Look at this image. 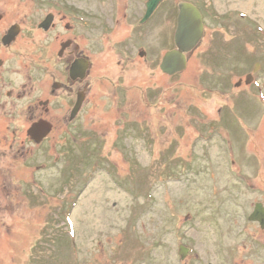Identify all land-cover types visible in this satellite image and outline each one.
<instances>
[{"label":"rangeland","instance_id":"rangeland-1","mask_svg":"<svg viewBox=\"0 0 264 264\" xmlns=\"http://www.w3.org/2000/svg\"><path fill=\"white\" fill-rule=\"evenodd\" d=\"M92 1L0 0V34L19 25L29 59L75 37L106 76L60 152L45 154L43 214L6 219L10 234L0 235L11 245L0 264H264V251L240 256L249 207L264 194V0H213L235 12L237 27L211 18L208 37L172 77L160 70L158 40L156 67L141 60L122 73L100 50L108 36L87 24L88 11L109 4ZM49 13L57 26L45 33ZM219 31L224 40L212 42ZM120 75L119 88L110 81Z\"/></svg>","mask_w":264,"mask_h":264},{"label":"flooded vegetation","instance_id":"flooded-vegetation-1","mask_svg":"<svg viewBox=\"0 0 264 264\" xmlns=\"http://www.w3.org/2000/svg\"><path fill=\"white\" fill-rule=\"evenodd\" d=\"M149 1L107 0L109 5L106 10L98 5L100 9H97L96 15L88 11L90 33L102 32V36H108L106 45L101 43L100 50L112 56V63H116L117 67L122 66V73L136 71L141 60L147 61L152 68L156 67V40L165 46L163 57L176 48L173 42L175 45L179 6L183 3L194 6L202 16L204 34L200 43L208 37L211 18L229 32L237 27L235 12L227 7L221 13L213 0H162L147 16ZM49 16L52 17L49 29L39 27L45 33L57 26L55 13H49L41 24ZM65 26L68 33H74V26L70 23ZM6 35L0 34V219H3L0 220V230L4 228L10 234L11 226L5 221L14 214L19 217L26 216L27 212H35L38 217L43 214L44 190L41 192L38 188L44 189L45 172L49 169L45 164V154L47 152L52 156L60 152V138L75 127L92 89L106 76L100 74L101 61L91 53L85 54L75 37L58 41L50 49L43 47L41 57L35 61L29 59L27 50L18 43L21 33L11 44L3 42ZM224 35L222 31L213 32L209 39L222 42ZM121 51L128 60L120 57ZM77 61L86 64L84 78H72V66ZM89 77L98 82L88 81L83 85ZM122 78L123 75H120L117 81L110 82L120 88ZM79 97L83 102L73 118ZM39 123L43 129L31 134ZM44 126L49 129L46 135ZM55 176L59 185V174ZM257 207L264 212V194L261 200L249 207L246 226L248 252L241 253L243 258H248L254 250L264 251V225L251 220ZM9 245L11 238L0 235V249H7Z\"/></svg>","mask_w":264,"mask_h":264},{"label":"water","instance_id":"water-1","mask_svg":"<svg viewBox=\"0 0 264 264\" xmlns=\"http://www.w3.org/2000/svg\"><path fill=\"white\" fill-rule=\"evenodd\" d=\"M162 0H150L148 3V13L147 16H150L151 13L155 10L159 2ZM180 14L178 18V28L175 35V49L166 53L163 57L160 69L161 71L168 76H175L187 68V54L192 52L200 43L203 38L204 28L202 23V16L200 12L192 5L183 3L179 6ZM1 20V17H0ZM52 22V17L49 16L44 23L39 27L44 30H48ZM20 33V27L18 25L13 26L7 32V35L4 37L3 42L5 44H11L16 36ZM81 70V71H80ZM86 71V64L82 61H77L72 66V78L77 79L84 78ZM252 80V76L249 75L246 78V84H249ZM241 83V82H240ZM239 83V84H240ZM82 99L79 97L78 103L73 111L72 117L74 118L80 110L82 105ZM43 129L42 124L34 126L31 131V134H34L38 130ZM45 135L49 132L47 126H44ZM264 212L262 210H255L251 220L254 222H259L261 225H264ZM189 250L186 248H180V256L183 259L186 258Z\"/></svg>","mask_w":264,"mask_h":264}]
</instances>
